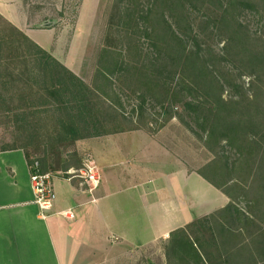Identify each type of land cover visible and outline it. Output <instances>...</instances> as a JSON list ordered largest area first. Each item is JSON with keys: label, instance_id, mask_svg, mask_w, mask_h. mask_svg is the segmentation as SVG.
<instances>
[{"label": "trees", "instance_id": "1", "mask_svg": "<svg viewBox=\"0 0 264 264\" xmlns=\"http://www.w3.org/2000/svg\"><path fill=\"white\" fill-rule=\"evenodd\" d=\"M13 29L18 39L0 38V49H20L22 61L30 52L35 104L23 109L54 131L0 152L65 173L83 167L78 141L154 136L176 120L207 154L197 175L228 204L169 233L165 264H264V0H111L89 84ZM10 80L22 88L17 73Z\"/></svg>", "mask_w": 264, "mask_h": 264}, {"label": "crops", "instance_id": "2", "mask_svg": "<svg viewBox=\"0 0 264 264\" xmlns=\"http://www.w3.org/2000/svg\"><path fill=\"white\" fill-rule=\"evenodd\" d=\"M30 16L26 0H0V17L24 34L22 30L30 28L48 32L57 28L58 37L47 48L69 71L79 72L71 70L66 61L75 26L72 24L67 30L63 27L59 29L57 21L45 20L37 12L33 19ZM35 17L44 21L32 27L30 24L36 20ZM77 17L76 11L74 25ZM59 40H62L61 48L57 50L55 45ZM33 42L46 49L43 44ZM164 131L165 128L154 136L146 133L157 144V154L167 149L156 139ZM134 132L87 139L100 146L92 154L87 152L100 176L98 188L90 195L79 180L68 181L55 176L52 185L56 199L52 207L43 213L33 203L30 169L23 152H0V264H165L163 253L161 258L151 256L152 251L160 250V239H167L172 231L184 228L228 204V199L214 188L223 200L219 207L192 221L187 219L183 209L176 204L179 199L172 196L175 194H165L163 182L168 178L167 183L174 185L180 176L185 184L190 180L196 183V171L189 170L173 154L177 158L176 169L167 174L160 173L159 161L151 169V175L145 174V170L137 164L149 157L147 148L123 146L128 140L127 135ZM79 142L76 143V152L81 155L77 149ZM159 159L164 162L163 156ZM126 164L128 169L122 167ZM196 191L194 188L195 196ZM205 203L206 200H203L199 206ZM67 210L73 213V219L60 215ZM149 211L154 212L153 224Z\"/></svg>", "mask_w": 264, "mask_h": 264}, {"label": "rangeland", "instance_id": "3", "mask_svg": "<svg viewBox=\"0 0 264 264\" xmlns=\"http://www.w3.org/2000/svg\"><path fill=\"white\" fill-rule=\"evenodd\" d=\"M110 2L111 0H26L31 19H33V16L37 12L40 16H43L45 20L57 21L56 26L59 27V29L63 27V29L65 28L67 30V28L72 27V24L75 26V35L70 41V50L67 54L66 61L71 70H80L79 72H74V74L87 84L91 82L94 71L95 53L102 38ZM76 11L78 17L74 25L76 21ZM60 18L64 20V24H62V20L59 21ZM34 19L36 20L31 21L30 24L32 27H37V25L39 26V24L44 21V19H37L36 17ZM22 31L25 32V35L29 39L43 44L47 51V47H50L58 37L57 28H53L49 32L45 31V29L36 28ZM0 38H4L9 42L18 39L13 27L1 17ZM207 41L213 44L214 48L217 50L220 49L221 45L217 43L216 40L209 37ZM61 42L62 40H59L58 44L57 42L55 43L57 44L55 46H58L57 50H60L59 47L61 48ZM16 44L18 47L19 43ZM68 44L69 42L66 41V45ZM23 49L26 56L24 61L16 57L21 54L22 51H20V49L17 51L10 48L0 49V147L2 144H24L26 134H31L34 139H38L54 131L53 119L36 114V111H25L23 109L35 104V99L31 97L29 91V87L32 84L29 79V73L32 69L29 57L30 52L27 51L26 48ZM57 50L56 53L58 54ZM64 50L66 51V48H64ZM91 50L93 51L92 54ZM14 72L21 78L20 87L22 88L19 90L17 89V92L15 86L10 84V76ZM14 92L16 96L14 100H12L11 96ZM125 106L124 111L130 113L131 103H127ZM10 110H12L13 113L8 112ZM21 112H25V114L21 115ZM151 112L153 113V111H149V113ZM152 128H155V124H152ZM127 136H129L128 140L125 141L123 146H131L139 149L142 147L148 150L149 157L137 164L145 170V174L151 175V169H154L155 164L159 161L160 173L167 174L171 169H176L178 166L176 162L177 158H175L173 154L178 156L189 170L196 171V169L207 160V154L200 147L195 137H193L189 131L185 130L176 120L171 121L165 128V131L156 138L166 146L167 149H170L172 153L165 148L166 151L164 153L159 152L160 154H157V144L153 143L149 136L143 131L129 133ZM99 147L100 146H96V143L90 140L79 142L77 149L81 155L78 156L83 160V164L86 160L90 159L88 158L90 154H92L93 151L95 152ZM71 151L76 152V144L71 148ZM87 152H90V154ZM160 156H163L164 162L159 159ZM122 167L128 169L127 164ZM133 171L132 169V172ZM53 175L63 178L61 172L53 173ZM150 175H148V177H151ZM167 180L168 178L163 182L165 194L167 196L169 192L175 194L172 196L179 199L176 204L180 209H183L182 212L184 216L191 221L203 215L206 211L211 212L214 207H219L220 201H223L220 197V193L198 176H196V183L190 180L185 184L180 176L174 185L168 184ZM194 188L197 189L196 196L193 195ZM190 200L191 203L189 202ZM203 200H206L205 205L199 206L200 202ZM153 214L154 212L149 211V219L152 224L154 219ZM165 239H160V250L152 251L151 256L154 258H161Z\"/></svg>", "mask_w": 264, "mask_h": 264}, {"label": "built area", "instance_id": "4", "mask_svg": "<svg viewBox=\"0 0 264 264\" xmlns=\"http://www.w3.org/2000/svg\"><path fill=\"white\" fill-rule=\"evenodd\" d=\"M62 176L68 181L79 180V184L90 195L93 194L100 184L98 170L91 160H86L81 169L70 168L65 173H62ZM54 177L53 173H41L37 162L30 168L29 179L34 196L33 203L40 209L41 213L49 210L56 199L52 185ZM60 215L68 220L73 219V213L69 210L60 212Z\"/></svg>", "mask_w": 264, "mask_h": 264}, {"label": "water", "instance_id": "5", "mask_svg": "<svg viewBox=\"0 0 264 264\" xmlns=\"http://www.w3.org/2000/svg\"><path fill=\"white\" fill-rule=\"evenodd\" d=\"M47 25V23L43 24V26L45 27Z\"/></svg>", "mask_w": 264, "mask_h": 264}]
</instances>
